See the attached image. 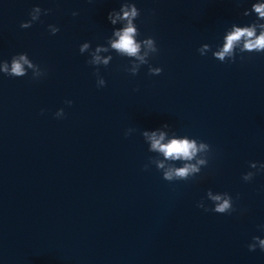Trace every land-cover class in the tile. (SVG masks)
I'll return each instance as SVG.
<instances>
[{
    "label": "water",
    "instance_id": "1",
    "mask_svg": "<svg viewBox=\"0 0 264 264\" xmlns=\"http://www.w3.org/2000/svg\"><path fill=\"white\" fill-rule=\"evenodd\" d=\"M126 2L140 11L137 39L154 38L158 52L135 76L129 58L99 53L113 59L99 66L106 86L98 88L79 48L107 47L122 27L108 13ZM257 2L0 0V62L26 53L45 73H0V264H264L259 247L248 249L264 239V53L237 50L224 63L212 55L233 24L257 20L243 15ZM34 7L49 14L21 28ZM205 44L212 51L202 56ZM157 129L164 143L208 144V165L187 181H165L149 163L162 154L142 136ZM209 190L229 194L235 211L197 207H213Z\"/></svg>",
    "mask_w": 264,
    "mask_h": 264
},
{
    "label": "clouds",
    "instance_id": "2",
    "mask_svg": "<svg viewBox=\"0 0 264 264\" xmlns=\"http://www.w3.org/2000/svg\"><path fill=\"white\" fill-rule=\"evenodd\" d=\"M255 14L257 20L247 26L232 25L230 30L227 31L224 37V44L222 48H218L212 52L213 57L224 62H234L239 50L240 54L243 53H264V3H254L250 10H245L243 15L249 16ZM48 15L49 10H42L40 7H34L30 15L28 22L22 23L21 28L27 29L32 24L40 19L41 15ZM73 16L77 13L73 12ZM140 16V11L137 9L134 3H124L120 7L119 11L113 10L108 13L107 19L111 25H122L120 28H113L112 36L107 40V47L97 46L94 50H90L89 43H83L79 51L81 54L88 52L91 57L88 60V64L96 67L97 71L94 75L97 76V87L102 88L106 86L105 80L99 76V66L107 67L110 61L113 59L111 55L106 58L101 57L99 53H109L112 50L121 56L127 57L132 61L131 66L126 69L131 75L138 74L142 65H146L149 62L150 56L158 52L155 39L152 37L138 40L140 35L138 28L134 21ZM48 30L52 35H56L60 29L55 25H49ZM200 55H205L209 51H212L211 47L207 44L198 49ZM227 58V59H226ZM31 70L33 79H37L45 73L40 67L34 64L26 53L18 54L12 57L10 64L0 62V73L6 76L20 78L27 75ZM161 68L149 67V74L158 76L162 73ZM66 104L71 106L72 101H66ZM56 118L64 117V110L60 109L56 112ZM163 128H169L168 124L162 125ZM133 130L128 129L125 136H129ZM175 133L173 136L175 137ZM142 136L145 142L149 145V152L162 154L163 160L159 158L149 159L150 164H154L158 171L162 172V178L165 181H187L190 178L198 175L203 167H206L209 162L211 148L208 144L191 139L187 136L182 138L169 139L167 143L165 141V133L159 131H143ZM169 162V163H165ZM175 162L182 163V167H176ZM252 169H257L256 163H250ZM259 169L264 171V164L259 166ZM144 170H148V165L144 166ZM255 173L247 172L242 176L243 181L250 182ZM207 200L211 201L213 207L207 208L203 201H201L197 207L203 209L205 212L212 211L217 214H231L235 209L233 208L232 197L227 194H213L211 190L207 192ZM261 230H264V225L260 226ZM253 242L248 245L249 251H255L257 247L264 252V239L259 237H253Z\"/></svg>",
    "mask_w": 264,
    "mask_h": 264
}]
</instances>
